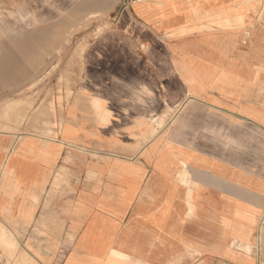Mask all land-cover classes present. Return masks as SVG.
I'll return each mask as SVG.
<instances>
[{"label":"crops","instance_id":"crops-1","mask_svg":"<svg viewBox=\"0 0 264 264\" xmlns=\"http://www.w3.org/2000/svg\"><path fill=\"white\" fill-rule=\"evenodd\" d=\"M0 3L10 18L27 12L28 0ZM68 3V15L0 39L7 78L43 62L66 22L112 20L86 43L53 137L9 149L0 129V264H14V237L53 264H254L232 244L250 243L264 217L262 2Z\"/></svg>","mask_w":264,"mask_h":264},{"label":"rangeland","instance_id":"rangeland-1","mask_svg":"<svg viewBox=\"0 0 264 264\" xmlns=\"http://www.w3.org/2000/svg\"><path fill=\"white\" fill-rule=\"evenodd\" d=\"M258 1L262 2L259 12L264 13V0ZM24 6L27 12H13V18H10L5 12V5L0 3V39L4 37L5 31L17 33L32 29L42 21L50 23L54 17L68 15L69 3L68 0H28ZM38 15H41L40 19L36 18ZM254 22L257 27L264 29V19L260 13ZM111 23V18L100 14L82 15L71 25L66 22L63 33L57 38V44L44 54L43 62L37 64L36 61H20L17 68L8 72L7 78L0 77V129L13 134L9 149H14L17 141L25 135H55V126L61 121L60 115L69 101L71 90L81 77L84 47ZM173 112L175 108L163 109L153 117L158 132L163 133ZM78 150L84 152V149ZM89 154L100 155L97 149ZM27 247L28 251L16 243L14 237L11 246L14 264L16 253L20 252L28 253V264H53L39 258L41 250H37L36 244H28ZM39 247L44 249V245ZM232 248L252 256L254 264H264V217H259L250 243L236 242Z\"/></svg>","mask_w":264,"mask_h":264}]
</instances>
